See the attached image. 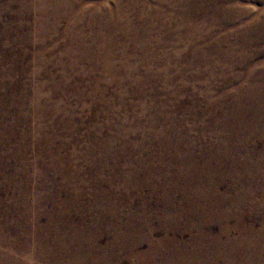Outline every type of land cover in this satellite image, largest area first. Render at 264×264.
Masks as SVG:
<instances>
[{
    "label": "rangeland",
    "instance_id": "rangeland-1",
    "mask_svg": "<svg viewBox=\"0 0 264 264\" xmlns=\"http://www.w3.org/2000/svg\"><path fill=\"white\" fill-rule=\"evenodd\" d=\"M219 6L236 16L217 22L198 16L186 23L178 16V0H0L4 251L21 258V249L11 247L32 248L39 242L36 221L52 230L61 223L67 234L84 212L101 213L106 205L120 210L124 221L129 214L141 220L155 239L164 237L162 217L150 215L164 208L185 214L186 223H198L184 211L188 201L180 191L186 186L175 178L163 132L171 130L169 141H188L200 157L220 129L230 128L233 103L218 99L222 79L237 82L235 89L250 69L231 66L223 56L243 57L242 27L264 23V0H221ZM255 49L245 55L259 64L264 55L257 57ZM211 104L215 111H209ZM235 137L234 143L250 141L247 149L264 162V137L241 131ZM208 155L214 158L217 151ZM257 172L247 185L248 198L238 200L245 226L256 231L264 225V168ZM169 199L176 207H167ZM188 237L186 232L176 238Z\"/></svg>",
    "mask_w": 264,
    "mask_h": 264
},
{
    "label": "bare ground",
    "instance_id": "bare-ground-1",
    "mask_svg": "<svg viewBox=\"0 0 264 264\" xmlns=\"http://www.w3.org/2000/svg\"><path fill=\"white\" fill-rule=\"evenodd\" d=\"M219 1L221 0H178V16H181L183 22L186 23L195 21L198 16H204V19L209 18L214 22L220 19L234 18L235 13L224 10L222 6H219ZM242 38L239 45H236L244 53L243 57L232 52L229 57L223 56V60L230 63L231 66L240 67L247 64L249 65L247 68L250 69V72L244 74L242 80L238 81L241 83L235 89L232 87L237 85V82H230L228 78L222 79L221 88H219L221 95L218 99L220 102L230 99L233 103V121L230 128L220 129L221 133L218 131L216 142L208 146L200 157H196L193 150H190L192 147H189L188 141L182 139L178 142L169 141L167 137L171 130L163 132L164 143L169 151L170 159L172 158L176 166L175 178L184 182L186 186L180 191L184 195L185 201H188V206H184V211L192 217H197L198 223L193 225L186 223L185 217L182 216L185 214H170L164 210L165 208L162 211H156L150 217H162L160 232L162 231L161 233L164 234V237L156 238V240L151 227L145 230L141 220L133 218L132 214H129L124 221L120 210L112 211L106 205L101 213L88 214L87 211H83L80 222H77L78 224L67 234L63 232L64 228L61 223L52 230L49 225L43 227L38 224V221L34 222V232L39 233L40 241L35 243L32 248H20L13 245L11 251L21 249V258L15 257L10 250L4 251L0 247V264H125L127 261L128 264H264V256H262L264 225L258 231L252 227L247 228L245 214L240 212L241 204L238 205V200L242 202V199L248 198L247 185L255 182V178L259 174L257 171L264 168V162L262 158L255 159L252 150L247 149L251 143L247 139H238L234 143L236 131L244 132L247 136L254 135L256 138L264 137V61L255 64V58L245 55L253 47L256 48L254 55L257 57L264 55V48L261 47L264 43V23L260 25L247 24L242 27ZM209 54L211 55V53ZM200 60L202 59L200 58ZM226 87L229 88L228 91ZM208 109L211 112L215 111L216 104L209 105ZM212 150L217 151L214 158L207 156V153ZM161 159L163 160V158ZM140 184L142 183L140 182ZM225 186L226 189L222 192L221 188ZM172 190L173 193L176 192V190ZM86 192L88 193V191ZM103 195L102 197H104ZM170 201L171 199L168 200L167 207H176L175 202L170 203ZM228 202H232L235 206L238 205V209L237 206L236 208L230 206ZM92 217L96 219L94 220ZM107 218H111V221L108 222ZM89 220H94V225L90 226ZM232 221L236 222L235 226H232ZM215 225L219 226L218 232L214 230ZM105 226L108 229H105ZM186 232L190 234L188 241L176 238L178 234ZM105 237H109V242L105 243L106 245H101ZM146 245L148 249L143 250Z\"/></svg>",
    "mask_w": 264,
    "mask_h": 264
}]
</instances>
